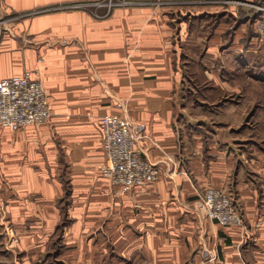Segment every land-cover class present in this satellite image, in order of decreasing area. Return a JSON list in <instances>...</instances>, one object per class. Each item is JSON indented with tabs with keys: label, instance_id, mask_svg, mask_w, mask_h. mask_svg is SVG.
Returning a JSON list of instances; mask_svg holds the SVG:
<instances>
[{
	"label": "crops",
	"instance_id": "1",
	"mask_svg": "<svg viewBox=\"0 0 264 264\" xmlns=\"http://www.w3.org/2000/svg\"><path fill=\"white\" fill-rule=\"evenodd\" d=\"M97 1L0 0V80L30 69L51 109L46 123L0 125V207L9 209L0 224L28 228L29 261L64 221L66 264H264V75L246 100L215 105L227 90L241 92L243 78L191 67L198 54L205 63L241 50L252 4L264 0ZM200 15L220 18L201 29ZM249 34L264 48V37ZM196 73L207 86L191 87L200 100L190 102ZM105 113L140 127L137 146L160 167L154 182L117 192L101 172ZM210 185L231 192L240 223L197 207Z\"/></svg>",
	"mask_w": 264,
	"mask_h": 264
},
{
	"label": "built area",
	"instance_id": "2",
	"mask_svg": "<svg viewBox=\"0 0 264 264\" xmlns=\"http://www.w3.org/2000/svg\"><path fill=\"white\" fill-rule=\"evenodd\" d=\"M129 0H99L111 8ZM255 26L264 37V2L254 3ZM51 116L48 90L30 69L0 80V125L19 130L32 123H46ZM106 162L101 172L108 176L117 192L129 191L154 182L160 174L157 162L141 154L137 146L140 127L125 115L105 113L100 117ZM197 207L222 224L242 220L233 195L224 186H206L198 194Z\"/></svg>",
	"mask_w": 264,
	"mask_h": 264
},
{
	"label": "rangeland",
	"instance_id": "3",
	"mask_svg": "<svg viewBox=\"0 0 264 264\" xmlns=\"http://www.w3.org/2000/svg\"><path fill=\"white\" fill-rule=\"evenodd\" d=\"M202 17V18H200ZM220 18V15H217V17L215 16H206L204 17V15H200L198 16V18H195L196 22L195 25L198 26L199 28L203 29L205 28V25L210 21V23L215 22V24L217 23V20ZM255 24V20L254 23L252 22H248V24H246L245 30H244V36H245V40H244V46L242 47V49L244 51L240 52L241 50H239V48L237 47H230L227 50L223 51L220 54V58H215L214 53H211L212 58L209 57L210 60H208V62L202 63L200 60V54H198L199 58L198 60L195 59V62L192 67V70H194L195 72H200V70H204L205 68H207V66H209L208 64L210 63V68H208L210 71L213 72H220L222 75H226L227 80L229 83L235 81V79L238 77L243 78V80H239V82H243V88L241 89V92H236V91H228L223 93L222 95H219L217 97H215V100H212V103L216 104H222L225 103L227 100L232 101L233 99L235 100H241L243 98V100H246V95L245 90H250L251 89V84L258 79L257 75H264V48H259L258 43L256 42H251L248 41V39L246 40V34H249V38H254L256 39H261L263 37H261V35L259 34L258 30L256 29ZM199 25H202L201 27ZM236 24H234L233 27H235ZM233 27H229L227 29L228 34L229 32L231 33L233 30ZM231 40V38H229V41ZM225 47V46H224ZM197 54V53H196ZM195 54V55H196ZM191 72V73H194ZM189 73V72H188ZM198 73H196L197 75ZM197 78L195 79H191V83L190 81H188L187 85H186V89L187 91L190 93L193 89H198V90H202L204 89V87H206L207 83L206 81L204 82L203 79H200V77L197 75ZM199 77V78H198ZM223 81V80H222ZM225 81V80H224ZM220 81L217 80H213L211 81V86L214 89H218L220 87ZM206 83V84H205ZM262 83V81H261ZM206 85V86H205ZM193 89H192V88ZM194 91V90H193ZM200 93V91L198 92ZM196 93L195 95V91L193 93V95H189L187 96L186 99H189V101L191 102H197L198 100H200V96L199 94ZM192 94V93H191ZM243 94V95H242ZM251 111H249L248 115H251ZM247 115V120H249L250 118H248L249 116ZM244 125H246V123H244ZM263 138V142H264V136H262ZM262 186L264 188V180L262 183ZM7 215H9V209L6 208H1L0 207V218L2 217L4 220H8L7 219ZM18 222V221H17ZM66 222V221H65ZM19 224V223H18ZM17 223L15 222H8L7 224H0V264H66L64 261L60 260V255H59V251H60V244L59 242H61L59 240L60 238V233H61V229L64 227V221L61 222L59 224L60 228L57 226L55 227V229L51 230L52 234V246L49 247L50 249L45 250L42 246H38L37 248H41L40 252L38 253V255H36L34 257V260L32 259L31 261L27 260L28 257L24 256L25 251H26V246H27V242L25 243V241H27L28 235L26 234V227L25 230L22 231L20 230L21 228H19ZM27 226V225H26ZM32 225H29L30 228H32ZM63 226V227H62ZM17 227V230H16ZM36 228H40V230H42V226L36 224ZM41 241V242H40ZM43 240L42 238L39 239V241H37V244L42 243ZM24 256V257H23ZM29 259H31V256L29 257ZM26 262V263H25Z\"/></svg>",
	"mask_w": 264,
	"mask_h": 264
}]
</instances>
